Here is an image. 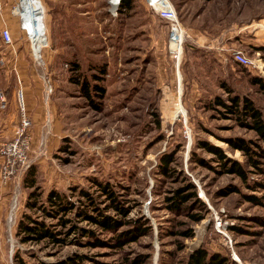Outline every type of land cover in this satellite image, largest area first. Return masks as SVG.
<instances>
[{"label": "rangeland", "instance_id": "1", "mask_svg": "<svg viewBox=\"0 0 264 264\" xmlns=\"http://www.w3.org/2000/svg\"><path fill=\"white\" fill-rule=\"evenodd\" d=\"M11 1L12 44L0 35V90L9 98L8 108H0V148L18 136L21 92L32 126L28 168L3 179L0 153V264H21V259L59 264L75 253L85 255L86 264H186L201 246L237 264H264V187L251 188L199 147L208 140L245 163L246 156L227 139L264 143L213 102L218 94L227 97L221 87L225 81L251 97L264 116V90L251 80L253 75L264 79V59L254 48L264 45V0H171L189 35L181 81L167 50L168 29L141 0L122 14L111 13V0H53L49 7L42 0L47 44L39 52L14 13L19 0ZM234 50L246 53L258 68L236 64ZM5 53L14 55L6 63ZM93 75L100 78L93 81ZM83 77L105 88L103 97L94 98L98 108L73 80ZM179 101L184 112L176 116ZM164 154L173 155L169 174L161 172ZM32 165L43 200L57 189L81 206L84 189L123 226L104 230L71 212L66 216L71 222L57 227L63 242H22L17 228L31 212L26 201L33 189L24 178ZM97 180L113 187L129 209L127 216L109 208ZM257 180L264 181V175L249 174L248 183ZM191 185L204 205L190 196L179 210L170 208L177 191L192 195ZM250 195L261 200L254 202ZM74 225L94 235L82 237ZM136 225L147 228L146 234L116 247L113 237ZM96 238L104 242L92 244Z\"/></svg>", "mask_w": 264, "mask_h": 264}, {"label": "trees", "instance_id": "2", "mask_svg": "<svg viewBox=\"0 0 264 264\" xmlns=\"http://www.w3.org/2000/svg\"><path fill=\"white\" fill-rule=\"evenodd\" d=\"M135 1L136 0H121L118 12L122 14L132 10L134 8ZM160 20L165 23L168 29V24L166 23V21L162 19ZM3 28L0 29V35ZM254 48L256 51L261 52L262 58L264 59V45L258 47L255 46ZM235 63L252 69L249 66L242 65L237 62ZM74 69L78 71L80 69V66L75 64ZM100 69L101 72L105 73V67ZM93 77V81H97L100 78L96 75H93ZM73 80L78 84L82 94L87 99H89V101L95 108H98V105L95 102L94 98L103 97L105 88L99 83H93L92 80L86 77L78 79L73 78ZM251 80L253 84L261 86V88L264 90V79L262 77L253 75ZM221 87L224 88L227 92V97L224 98L222 95H216L213 99L214 104L223 108V114L227 116H234L239 124H241V126L255 131L258 138L264 141V116L261 108L251 97L247 95H240L235 92L229 85H227L225 81L222 82ZM227 142L232 149L242 151V153L246 156L245 163H242L237 159L230 157L226 153L224 148L208 140L200 141L199 147L213 154L215 160L219 162L222 167H224V170L226 172L239 176L246 184L251 186V188H258L261 186L264 187V181L257 180L255 183H248L250 173L264 175V143L262 144L241 136L229 137L227 139ZM199 160L202 159L200 158ZM173 161L174 159L172 154H164L161 158L160 163L161 172L169 174L170 164ZM37 183V169L35 165H32L26 172L24 178L25 186L33 189L29 193L28 199L26 201V208L31 210V212H25L23 214V216L19 220L17 228V236L22 242L40 243L46 241L47 243L52 244L63 242L64 239L60 237L62 231L57 230V227L58 225H63L66 227L67 224L71 222L70 219H66V216L71 212L77 215L80 219H89L90 222L99 224L104 230L115 231L118 230L119 227L123 226L120 219L108 215L105 212L106 209H101L100 205H97V201L94 199V196L92 197L87 190L81 189L79 191L81 206H78L67 197L66 193L60 192L57 189L50 190L46 195V198L43 200L42 193L37 192L39 188ZM95 185L98 187V190L101 192V194L105 195L106 198H108V200L110 201L109 208H115L117 212L124 217L128 215L129 209L121 203L119 196L113 190V187H111L109 183H103L102 181L97 180L95 181ZM190 188L194 190L192 195L191 193L186 194L177 191L176 195H173L169 199L171 201L170 208L179 210L182 207L181 205L186 203L190 196L195 198L196 203L199 206H203V201L197 196L195 185H191ZM248 198L254 202H258L261 200V197H257L254 195H250L248 196ZM90 210H94L95 214L89 213ZM194 216L196 217V220L202 219L201 216ZM49 218L58 219V221L57 223H51L47 221ZM143 224L146 225L147 221L143 222ZM74 229H78L82 237H92L94 235L91 229H85L77 225H74ZM147 230L148 229L142 227V225H136L133 229L121 232L117 236V238L113 237L112 240L116 242L114 243L116 247H121L123 244L128 242L129 239L146 234ZM102 242L104 241L96 238V240L92 244L97 245ZM86 259L87 257L85 255L75 253L74 255L68 257L66 260H62L59 264H86ZM20 263L27 264L22 259ZM186 264L237 263L234 262L229 256H226L221 252L211 251L208 248L201 246L190 253Z\"/></svg>", "mask_w": 264, "mask_h": 264}, {"label": "built area", "instance_id": "3", "mask_svg": "<svg viewBox=\"0 0 264 264\" xmlns=\"http://www.w3.org/2000/svg\"><path fill=\"white\" fill-rule=\"evenodd\" d=\"M112 1V0H111ZM110 1V6H117L119 8L121 0H118L116 4ZM148 8L155 11L158 17L168 24V52L171 59L174 61L177 69L180 68L183 55L185 40L189 36L185 27L183 26L176 6L171 0H141ZM21 28L25 29L23 22H21ZM26 30V29H25ZM1 37L6 45H11L13 37L9 28L4 27L1 31ZM231 58L234 62L249 67H257L255 61L246 53L240 50H234L231 53ZM258 68V67H257ZM49 92H53L52 86L49 88ZM22 115L21 126L17 131L18 136L10 141L3 143L0 148L1 156L4 160L3 165V179L8 180L15 176L20 169L28 168V150L30 148L29 133L28 130L32 126L31 118L26 114L25 103L23 93L19 95ZM9 106V98L6 91L0 90V107L1 109H7Z\"/></svg>", "mask_w": 264, "mask_h": 264}, {"label": "bare ground", "instance_id": "4", "mask_svg": "<svg viewBox=\"0 0 264 264\" xmlns=\"http://www.w3.org/2000/svg\"><path fill=\"white\" fill-rule=\"evenodd\" d=\"M111 2L116 4L118 0H112ZM43 12L40 0H19L18 5L14 9V13L20 16L21 22H23L26 32L33 40L38 52L47 44L46 24ZM177 72L181 81L180 68ZM180 102L176 104V116L178 113L184 112V107Z\"/></svg>", "mask_w": 264, "mask_h": 264}, {"label": "crops", "instance_id": "5", "mask_svg": "<svg viewBox=\"0 0 264 264\" xmlns=\"http://www.w3.org/2000/svg\"><path fill=\"white\" fill-rule=\"evenodd\" d=\"M52 1L53 0H44L45 4L47 5L46 7H49L51 5L49 3L50 2L53 3ZM55 1H57V2H63L64 1L65 2V0H55ZM40 2L42 4V10L44 11L43 12V14H44L43 18H44V22H45V10L44 9H46V8H45L42 0H40ZM12 23H13L12 1L11 0H0V28L3 26H6V27H9L11 29ZM13 56H14L13 54L9 55V54L5 53V55L2 57V61L4 63H6V62H8V58L12 59ZM6 68L8 70L10 69V67H6ZM8 70H6V73H8Z\"/></svg>", "mask_w": 264, "mask_h": 264}, {"label": "water", "instance_id": "6", "mask_svg": "<svg viewBox=\"0 0 264 264\" xmlns=\"http://www.w3.org/2000/svg\"><path fill=\"white\" fill-rule=\"evenodd\" d=\"M118 9L119 8L117 6H111L110 11H111L112 14H117Z\"/></svg>", "mask_w": 264, "mask_h": 264}]
</instances>
